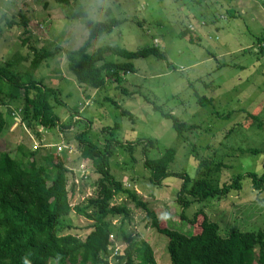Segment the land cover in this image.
Here are the masks:
<instances>
[{
	"label": "rangeland",
	"instance_id": "374dc122",
	"mask_svg": "<svg viewBox=\"0 0 264 264\" xmlns=\"http://www.w3.org/2000/svg\"><path fill=\"white\" fill-rule=\"evenodd\" d=\"M80 3L92 21L120 20L112 32L91 42L90 51L106 44L128 50L155 45L165 54L169 65L154 56L129 60L135 71L124 73L120 83L107 79L102 89H92L79 84L66 66L65 49L78 48L87 36L81 21L66 18L69 6L54 0H0V63L11 61L12 69L20 72L29 67L32 49L59 47L54 57L40 64L34 76L58 91L61 104L52 102L62 124L70 117L82 119L66 130L61 129V123L48 130L40 126L28 128L13 120L0 138V153L14 155L19 144L30 149L43 144L58 152L76 176L77 194L72 205L92 193L88 182L82 183V187L78 180L86 173L93 178L91 161L82 155L75 138L76 133L84 130L86 121L90 125L86 134L91 140L96 137L102 140L100 128L117 123L115 137L120 141L141 137L155 141V148L147 152L149 157L158 156L164 148H174L176 155L169 171H185L192 177L198 161L215 159L227 166L219 173L220 184L230 183L237 174L263 172L264 54L260 48L264 45V0H80ZM231 10L234 17L228 14ZM20 14L29 20L27 32ZM185 27L191 31L179 36ZM198 96L210 102L202 105L197 102ZM153 104L196 127L179 137L172 129V121L153 110ZM11 106L19 109L22 105ZM121 110L129 114H122ZM58 146L62 147L60 151ZM141 148L138 145L129 151L118 147L110 158L111 173L146 202L168 228L190 233V224L178 217L176 195L181 180L170 176L160 185L151 183ZM246 148L259 149L260 153L249 155L242 151ZM79 188L83 191L79 192ZM112 203L128 207L126 228L132 237L153 249L156 264H169L165 239L148 226L144 211L134 207L126 196L114 198ZM199 208L218 224L222 236L234 230H264V190H253L247 177L242 178L240 190H232L220 199L193 203L186 209V216ZM70 219L76 222L73 216ZM121 221V216L112 218L115 225ZM78 222L83 223L84 219L79 218ZM106 259L113 263L110 254Z\"/></svg>",
	"mask_w": 264,
	"mask_h": 264
},
{
	"label": "trees",
	"instance_id": "16d2710c",
	"mask_svg": "<svg viewBox=\"0 0 264 264\" xmlns=\"http://www.w3.org/2000/svg\"><path fill=\"white\" fill-rule=\"evenodd\" d=\"M54 1L69 6L71 9L67 11L66 18L81 21L87 31L81 46L64 51L67 69L79 84L99 90L105 86L107 79L120 83L124 73L135 71L129 60L141 57L154 56L169 65L165 54L155 45L128 50L116 44H106L90 51L91 42L112 32L120 20L107 18L92 21L80 0ZM228 14L235 16L232 10ZM19 16L24 32H27L29 20L23 14ZM12 23L17 22L8 21V24ZM190 31L185 27L179 36L184 37ZM26 42V39L22 40L23 44ZM260 49L264 54V45ZM32 50L29 67L23 71L13 70L14 63L11 61L0 63V138L13 120L28 128L40 126L48 130L61 123L53 104H61L58 91L46 85L42 78L34 76L40 64L54 57L59 47ZM109 57L127 61L116 62ZM197 102L204 105L210 99L198 96ZM12 104L22 106L12 108ZM152 108L172 121V129L179 137L196 127L179 121L156 104ZM18 112L21 113L20 118ZM74 112L77 113L76 110ZM121 113L129 114L126 110H121ZM81 120L70 117L60 127L66 130ZM257 125L260 128V123ZM89 128V123L84 122V130L76 133L75 138L78 149L89 158L93 168V178L92 174L86 173L81 174L78 180L82 187V183L88 182L92 193L74 205L72 201L78 186L74 180L76 176L58 152L43 144L34 149L19 144L14 155L0 153V264H24L25 260L28 264H156L153 249L148 244H141L126 228L124 221L129 219L128 207L123 203H112L120 196H126L134 207L143 210L148 226L165 239L169 264H264V230H234L222 236L218 224L202 208L190 217L185 213L193 203L208 198L220 199L232 190H240L243 177L250 179L253 190H264V170L261 174H237L230 183L220 184L219 173L227 167L222 160L198 161L199 165L195 166V174L191 177L185 171L168 170L176 155L174 148H164L158 156L149 157L147 152L155 148V141L150 137L120 141L115 137L118 124L114 123L100 128L102 140L98 137L91 140L86 134ZM138 145L142 146V161L151 183L160 185L170 176L181 180L176 195V204L180 209L178 217L190 224V233L183 234L168 228L146 202L111 173L110 158L116 149L131 151ZM242 151L249 155L260 153L254 148ZM82 191L79 188V192ZM71 216L75 218V223ZM118 216L122 217V221L115 225L112 218ZM79 218L84 222H78ZM108 254L113 263L107 261Z\"/></svg>",
	"mask_w": 264,
	"mask_h": 264
},
{
	"label": "built area",
	"instance_id": "2783aa9c",
	"mask_svg": "<svg viewBox=\"0 0 264 264\" xmlns=\"http://www.w3.org/2000/svg\"><path fill=\"white\" fill-rule=\"evenodd\" d=\"M34 147H35V146H34ZM61 148H62L61 146H58V147H57V150H58V151H60V150H61Z\"/></svg>",
	"mask_w": 264,
	"mask_h": 264
},
{
	"label": "clouds",
	"instance_id": "9594fccd",
	"mask_svg": "<svg viewBox=\"0 0 264 264\" xmlns=\"http://www.w3.org/2000/svg\"><path fill=\"white\" fill-rule=\"evenodd\" d=\"M24 264H28V261H27V260H25Z\"/></svg>",
	"mask_w": 264,
	"mask_h": 264
}]
</instances>
